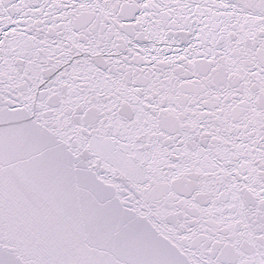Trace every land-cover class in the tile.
Wrapping results in <instances>:
<instances>
[{"label": "snow or ice", "instance_id": "6c2138e0", "mask_svg": "<svg viewBox=\"0 0 264 264\" xmlns=\"http://www.w3.org/2000/svg\"><path fill=\"white\" fill-rule=\"evenodd\" d=\"M0 264H264V0H0Z\"/></svg>", "mask_w": 264, "mask_h": 264}]
</instances>
